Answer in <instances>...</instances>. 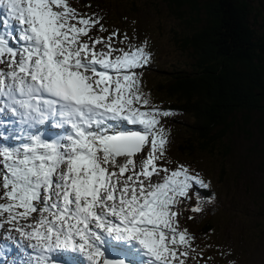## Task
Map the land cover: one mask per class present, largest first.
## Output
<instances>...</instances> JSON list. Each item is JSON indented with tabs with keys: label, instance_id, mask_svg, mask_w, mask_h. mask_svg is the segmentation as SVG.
<instances>
[{
	"label": "snow or ice",
	"instance_id": "6c2138e0",
	"mask_svg": "<svg viewBox=\"0 0 264 264\" xmlns=\"http://www.w3.org/2000/svg\"><path fill=\"white\" fill-rule=\"evenodd\" d=\"M102 19L0 0V264L22 239L26 264H207L179 216L205 211L209 183L169 166L174 113L143 90L147 41L120 47L127 34L93 33Z\"/></svg>",
	"mask_w": 264,
	"mask_h": 264
},
{
	"label": "rangeland",
	"instance_id": "374dc122",
	"mask_svg": "<svg viewBox=\"0 0 264 264\" xmlns=\"http://www.w3.org/2000/svg\"><path fill=\"white\" fill-rule=\"evenodd\" d=\"M67 2L80 13H96L103 18L101 23L108 32L97 33L94 29L96 35L106 37L119 30L120 39L123 34L130 38L125 41L126 46L129 43L139 46L147 41L152 59L144 69L138 70L142 73V87L155 106L170 110L174 98L158 92L155 85L165 83L167 73L187 67L188 59L171 42V29L177 28L180 23L170 15L166 4L162 0ZM164 121L169 140L168 158L174 162V166L175 162H179L198 171L209 183L207 189L217 205V211L210 218L212 231L206 236H201L191 219H187L191 215L189 211L185 210L179 216L181 228H186L196 237L194 243L198 246L197 251L202 249L205 259L212 258L207 259V264H264V200L261 198L264 174L258 168L262 143L257 129H251L249 140L235 134L224 139L230 149L227 155L223 156L219 143L210 155L199 152L195 146L188 147L193 130L188 131L184 125L193 123L190 114L174 113ZM183 207L177 206V210ZM12 235L18 237L19 233ZM25 242L22 243L26 247L28 242ZM23 251L24 248L19 245L14 259L10 255L5 257L8 264H26L29 255L23 260ZM196 260L193 264H204L203 260Z\"/></svg>",
	"mask_w": 264,
	"mask_h": 264
},
{
	"label": "trees",
	"instance_id": "16d2710c",
	"mask_svg": "<svg viewBox=\"0 0 264 264\" xmlns=\"http://www.w3.org/2000/svg\"><path fill=\"white\" fill-rule=\"evenodd\" d=\"M162 1L180 23L171 29V42L188 63L155 87L174 98L173 109L192 116L185 125L193 130L188 147L211 155L219 143L225 156L230 149L224 139L235 134L249 140L256 128L264 174V0ZM200 193L208 197L206 189ZM202 206L205 211L191 213V220L206 236L216 206L210 199Z\"/></svg>",
	"mask_w": 264,
	"mask_h": 264
},
{
	"label": "bare ground",
	"instance_id": "6f19581e",
	"mask_svg": "<svg viewBox=\"0 0 264 264\" xmlns=\"http://www.w3.org/2000/svg\"><path fill=\"white\" fill-rule=\"evenodd\" d=\"M194 216V215H193ZM26 241V239H22V240H20V248H21V246L24 248V251L22 252V256L21 257H23V260H25L26 259V257L29 255V251H31L30 249H27L26 250V247H25V244H23V243H26L25 241ZM23 242V243H22ZM27 246L28 245H30L31 243H33L32 241H29V240H27ZM18 252V250H17V248H15L14 247V251L12 252V254H10V257L11 258H14L15 257V254ZM21 254V253H20ZM18 255V254H17ZM24 255V256H23ZM27 261V260H26ZM24 264V263H23Z\"/></svg>",
	"mask_w": 264,
	"mask_h": 264
}]
</instances>
